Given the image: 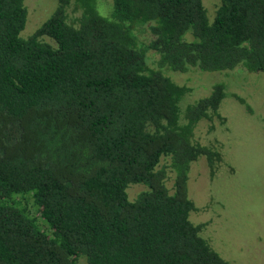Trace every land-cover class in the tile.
I'll list each match as a JSON object with an SVG mask.
<instances>
[{"label":"trees","instance_id":"1","mask_svg":"<svg viewBox=\"0 0 264 264\" xmlns=\"http://www.w3.org/2000/svg\"><path fill=\"white\" fill-rule=\"evenodd\" d=\"M28 16L0 0V264H234L189 193L193 163L222 159L195 130L226 84L185 102L171 74L264 73V0L213 19L203 0H57L23 36Z\"/></svg>","mask_w":264,"mask_h":264},{"label":"rangeland","instance_id":"2","mask_svg":"<svg viewBox=\"0 0 264 264\" xmlns=\"http://www.w3.org/2000/svg\"><path fill=\"white\" fill-rule=\"evenodd\" d=\"M25 2L29 16L22 35L28 36L53 13L57 0ZM203 2L213 19L220 0ZM171 77L191 87L185 102L207 96L217 82L226 84L221 118L201 120L195 130L196 138L218 148L222 159L215 174L205 157L193 163L189 193L197 210L191 219L204 224L202 234L225 259L264 264V73L190 70ZM167 183L171 188L173 173ZM144 189L143 184L130 185V199ZM79 264L88 263L82 258Z\"/></svg>","mask_w":264,"mask_h":264}]
</instances>
